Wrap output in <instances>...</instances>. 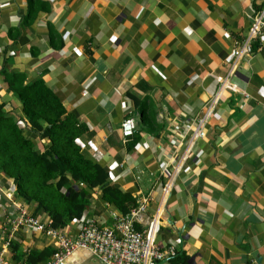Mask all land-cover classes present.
<instances>
[{"label": "crops", "instance_id": "obj_1", "mask_svg": "<svg viewBox=\"0 0 264 264\" xmlns=\"http://www.w3.org/2000/svg\"><path fill=\"white\" fill-rule=\"evenodd\" d=\"M33 3L28 15L30 0H0L5 109L20 112L4 72L20 71L24 82L43 78L86 125L78 140L109 181L137 203L145 199V216L158 217L156 244L175 250L162 264H264V26L249 52L243 46L264 0ZM143 103L151 124L141 120ZM208 109L202 134H192L185 122ZM126 117L135 129L124 138ZM36 140L43 149L46 139ZM14 201L33 212L0 171V249L16 262L15 242L19 261L43 264L56 247L40 229L13 226ZM118 214L95 186L82 216L112 224ZM62 228L75 235L78 224ZM30 252L42 256L29 262ZM178 253L185 257L173 258ZM65 264L104 263L79 247Z\"/></svg>", "mask_w": 264, "mask_h": 264}, {"label": "trees", "instance_id": "obj_2", "mask_svg": "<svg viewBox=\"0 0 264 264\" xmlns=\"http://www.w3.org/2000/svg\"><path fill=\"white\" fill-rule=\"evenodd\" d=\"M34 1L30 0L28 15L34 11ZM4 74L20 112L7 111L0 101V171L12 178L16 195L33 204L32 213H46L53 225L63 227L82 216L95 186L121 214L137 205L136 197L111 183L107 169L82 147L78 138L86 132V125L66 110L61 97L43 78L24 82L20 71ZM140 107L141 120L153 123L144 103ZM22 119L27 123H20ZM36 136L46 139L43 149H39ZM11 246L17 262L22 253L17 252L15 242ZM182 253L173 258L185 257ZM41 256V252H30L26 260Z\"/></svg>", "mask_w": 264, "mask_h": 264}, {"label": "built area", "instance_id": "obj_3", "mask_svg": "<svg viewBox=\"0 0 264 264\" xmlns=\"http://www.w3.org/2000/svg\"><path fill=\"white\" fill-rule=\"evenodd\" d=\"M251 24L250 35L243 45L244 50L248 52L251 49V39L258 36L260 28L264 26V8L251 14ZM242 52L243 48L238 54ZM218 79L222 85L224 79L221 76H218ZM226 85L231 90L237 88L229 82ZM242 93L244 96L248 95L245 90ZM210 111L211 109H208L202 117L195 118V120L188 119L185 127L192 134H202L201 124L210 115ZM20 123L24 125L27 122L22 119ZM134 129L135 121L132 117H126L121 121L120 131L124 138L131 136ZM14 204L17 213L12 219L13 226L26 224L40 229L51 237L56 247L43 264H65L67 257L79 247L89 249L104 264H153L175 252L172 245L161 248L156 244L155 236L159 229V219L156 216L144 215L145 199L139 201L126 214L114 215L112 224H100L93 216L75 218L78 224V231L75 235H70L62 227L53 225L50 217L41 218L32 213L26 203L14 201ZM138 222L144 224L143 228L138 227ZM0 264L28 263L13 262L4 256L3 249H0Z\"/></svg>", "mask_w": 264, "mask_h": 264}, {"label": "water", "instance_id": "obj_4", "mask_svg": "<svg viewBox=\"0 0 264 264\" xmlns=\"http://www.w3.org/2000/svg\"><path fill=\"white\" fill-rule=\"evenodd\" d=\"M164 261H165V260L162 259V260H159V261L154 262L153 264H162Z\"/></svg>", "mask_w": 264, "mask_h": 264}]
</instances>
